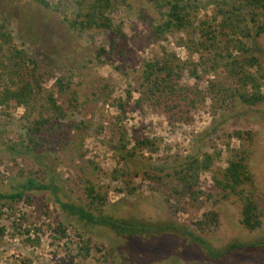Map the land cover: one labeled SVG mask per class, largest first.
<instances>
[{
	"label": "rangeland",
	"instance_id": "1",
	"mask_svg": "<svg viewBox=\"0 0 264 264\" xmlns=\"http://www.w3.org/2000/svg\"><path fill=\"white\" fill-rule=\"evenodd\" d=\"M47 1L50 8H43L36 0H0V22L7 24L18 46L38 56L43 69L54 74L48 86L58 75L73 72L74 87L84 98L97 78L110 81V98L82 109L84 117L98 123L100 129L84 135L85 157L76 161L80 167L91 161L100 171L87 169L82 173L72 164H59L50 149L13 162L0 146V191H10L9 182L19 167L40 168L47 183L57 187V191L36 194L38 202L30 207L23 202L12 209L0 207V264H264V216L259 230L244 229L238 221L239 205L221 199V190L213 180L215 172L227 166L228 143L232 149L250 148L248 163L264 207V104L251 107L238 102L231 109L214 113L208 99L192 112L188 122H172L165 113L148 105L137 107V76L145 61L162 55L164 49L182 61L199 60V53L178 44L185 35L177 33L157 40L151 21L159 22L161 15L150 0H121L109 13L114 24L121 26L123 36L103 30H71L63 17L72 19L76 15L75 1ZM196 1L204 6L201 16L212 13L210 0ZM249 43L264 66V34ZM214 79L215 73L206 74L200 86L204 89ZM182 82L193 85L196 79L186 71ZM22 113L23 109H18L12 112L13 118L0 117V125L9 129L12 139L17 137ZM238 130L250 132L253 142L226 137ZM76 137L75 131L68 134V140ZM137 137L156 140L158 150L143 149L128 161L122 160L121 155L133 149ZM214 151L222 155L211 170L200 174L196 188L205 193L200 198L201 208L196 212L187 199L183 208L172 214L165 202V190L146 179L144 173L172 171L187 157ZM124 164L131 169L128 178L135 184L134 194L118 192L124 188L123 182L110 177ZM83 174L89 175L107 196L108 204L100 218L106 223H90L76 211L86 202L78 187ZM60 202L75 212L63 210ZM208 210L221 214V226L215 234H202L194 225ZM22 216L27 221L19 228ZM60 223L68 226L65 237L60 233ZM78 232L93 237L94 243L114 247L116 261L105 263L104 256L93 249L89 257L82 256ZM233 244L245 246L234 249Z\"/></svg>",
	"mask_w": 264,
	"mask_h": 264
},
{
	"label": "trees",
	"instance_id": "2",
	"mask_svg": "<svg viewBox=\"0 0 264 264\" xmlns=\"http://www.w3.org/2000/svg\"><path fill=\"white\" fill-rule=\"evenodd\" d=\"M74 1L76 15L72 19L63 17L71 30H103L123 36L121 26L114 24L109 16L121 0ZM36 2L43 8L51 7L47 0ZM150 2L161 15L159 22L151 21L155 38L160 40L168 35L183 33L185 36L179 39L178 44L192 53H199V60L182 61L175 53L164 49L162 55L145 61L137 76L140 93L137 107L148 105L165 113L172 122H188L192 119V112L208 99L214 113L231 109L238 102L251 107L264 104V66L255 54V47L249 43L264 34V0H210L208 4H213L212 13L203 16L200 13L204 6L196 0ZM101 51L107 53L105 49ZM186 71L196 79L193 85L182 82ZM209 73H215L216 79L210 80L203 89L200 81ZM52 76L54 74L43 69L39 57L18 46L10 28L0 22V117L13 118V111L23 109L17 137L10 138L9 129L0 125V146H4L6 156L9 155L13 162H17L19 157L25 158L50 149L59 164H72L82 173L87 169L98 172L99 167L91 161L85 167L76 163L85 157L84 135L100 129L98 123L84 117L82 109L90 103L106 102L113 92L112 85L109 80L99 77L91 83L90 93L82 98L74 87L75 73L58 75L48 86ZM73 131L77 137L68 140V134ZM226 137L253 142V135L243 130L228 133ZM158 148L156 140L137 137L133 149L121 158L128 161L143 149L156 152ZM228 149L227 166L219 168L213 177L215 187L221 190V199H231L239 205L240 225L254 232L263 225L264 207L257 197L255 176L248 163L251 149H232L229 143ZM221 155V152L214 151L187 157L172 171H147L145 178L155 182L157 187L162 186L165 202L172 214L182 209L187 199L197 212L202 206L200 198L205 195L196 190L200 174L211 170ZM16 165L19 167L18 163ZM13 173L9 182L10 191H0L1 208L12 209L20 202L30 207L38 202L36 194L57 191L56 186L47 183L40 168L26 170L19 167ZM130 174L127 164L110 174L113 181L121 180L124 184L118 192H136L134 182L128 178ZM79 182L78 187L86 202L82 209H76L77 213L90 223L108 222L100 219L108 204L106 194L97 189L89 175L81 176ZM151 189L155 190V187ZM206 196L212 199L211 195ZM44 204L48 207L47 203ZM60 206L63 210L75 212L70 210L69 205L60 202ZM42 212L47 215L46 211ZM19 221L20 228L27 219L22 216ZM110 225L115 226L113 222ZM194 225L202 234H215L221 226V214L216 210L205 211ZM59 227L65 237L68 226L60 223ZM122 230L125 231L123 227ZM77 235L82 242L79 247L82 256L89 257L93 249L104 256L105 263L116 261L114 247L94 243L93 237H83L79 232ZM244 246L233 244L231 248Z\"/></svg>",
	"mask_w": 264,
	"mask_h": 264
}]
</instances>
